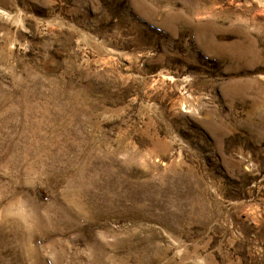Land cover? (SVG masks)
<instances>
[{"label": "rangeland", "instance_id": "374dc122", "mask_svg": "<svg viewBox=\"0 0 264 264\" xmlns=\"http://www.w3.org/2000/svg\"><path fill=\"white\" fill-rule=\"evenodd\" d=\"M0 264H264V0H0Z\"/></svg>", "mask_w": 264, "mask_h": 264}]
</instances>
